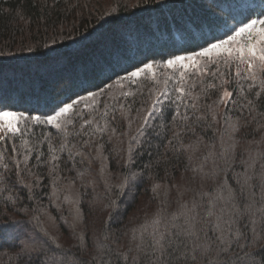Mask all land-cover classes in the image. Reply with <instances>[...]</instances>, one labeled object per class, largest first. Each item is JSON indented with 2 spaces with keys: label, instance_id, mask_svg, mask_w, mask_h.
I'll use <instances>...</instances> for the list:
<instances>
[{
  "label": "trees",
  "instance_id": "1",
  "mask_svg": "<svg viewBox=\"0 0 264 264\" xmlns=\"http://www.w3.org/2000/svg\"><path fill=\"white\" fill-rule=\"evenodd\" d=\"M177 2L0 0V97L21 109L27 107L24 101L37 94H45L57 103H73L74 108L60 120L68 141L95 137L91 150L95 158L91 162L85 159L72 172L61 162L60 179L51 172L53 152L49 150L47 124L23 120L22 134L11 141H0V264H30L32 256L39 251L47 253L49 248H55L61 264H104L109 251L126 254L134 235L139 237L145 228L152 231L153 222L176 206L177 196H190L200 183L194 180L191 168L195 164L189 162V153L176 151L174 134L181 125L179 118L172 122L174 102L167 104L163 112L157 111L158 120L151 117L142 127L143 117L153 106L149 90L155 83L141 82V77L134 83L127 81L126 94L114 98L110 91L117 94V86L123 81L112 82L106 93L96 97L85 94L87 98H82L70 91L79 69L90 63L108 64L120 57L127 67L141 60L152 62L148 58L155 55L152 70L159 71L163 67L161 55L170 58L172 53L192 54V50H200L203 35H223L227 30L215 27L209 33L205 27L203 32L190 29L189 35L185 26L188 19L198 18L195 10L188 17L180 8L163 7ZM224 2L206 0L210 7ZM246 2L244 6V0H235L239 6L233 13L236 20L229 18V9L221 12L213 7V11L228 27L238 28L245 16L256 18L255 13L264 4V0ZM168 38L171 43L167 44ZM177 40L179 44H175ZM52 47L58 51L51 52ZM214 65L218 68L213 72L208 69L209 73L187 75L193 84L184 88L182 100L197 104L196 110L187 111L206 115L209 121L213 116L222 121L226 118L228 127L235 124L233 137L238 154L264 151V144L252 142L264 134V92L255 89L262 85H255L259 81L251 79L243 83L234 70L222 69L228 65L225 55L216 58ZM187 77L172 78V85L163 92L177 95L175 89L186 83ZM224 81L233 92L228 106L215 103L222 95L220 85ZM180 110L185 111L183 104ZM101 142L106 160L94 150ZM188 142L186 138L184 144ZM51 145L58 148L59 142L53 139ZM130 146L132 163L128 161ZM24 155L29 157L27 166L23 164ZM60 155L63 161L66 154ZM20 244L23 253L12 250ZM240 247H244L243 242ZM257 250L249 246L242 259ZM255 260L259 264V257Z\"/></svg>",
  "mask_w": 264,
  "mask_h": 264
},
{
  "label": "snow or ice",
  "instance_id": "2",
  "mask_svg": "<svg viewBox=\"0 0 264 264\" xmlns=\"http://www.w3.org/2000/svg\"><path fill=\"white\" fill-rule=\"evenodd\" d=\"M163 7L180 8L188 17L195 10L198 18L188 19L185 26L189 35L190 29L203 32L206 27L209 33L215 27L227 29L223 35H203L200 50H192L191 55L172 53L170 58L161 55L162 66L178 72L181 80L192 64H195V57H211L213 53L218 56L226 55L238 64L246 63L249 69L264 64V18H261L264 17V5L255 13L256 18L247 15L240 20L242 26L238 28L228 27L227 22L213 11V7L221 12L229 9V18L236 20L237 17L233 13L239 10V6L235 0L214 3L211 7L206 0H188V3L178 0L175 4H166ZM106 23L111 24L112 21ZM153 26L155 27V24ZM234 44L236 47H233ZM50 51L56 52L58 49L52 47ZM148 59L152 62H129L130 66L127 67L120 57L113 58L108 64L90 63L79 69L78 75L71 82L70 91L82 98H87L85 94L96 97L101 92L106 93L114 81L134 83L142 73L152 72L157 57L153 55ZM208 71L204 69L205 73ZM236 75L240 76L241 73L237 71ZM226 83L227 81H224L220 85L223 92L215 103L228 106L232 103L233 92L224 87ZM175 92L177 95L172 96L165 91L156 98L152 109L143 117L142 127H146L151 117L156 116L158 120L157 111L163 112L167 104L174 102L176 107L172 122L176 123V118H179L181 125L179 131L174 134L178 145L176 151L183 149L189 153V162L195 164L191 168L195 174L194 180H199L200 183L191 190L190 196L188 193L179 194L176 206L153 222L152 231L149 232L145 228L139 237L134 235L126 254L109 251L104 258V264H257L255 257H259V264H264V246H261L264 245V151H257L255 155L251 152L238 154L237 142L233 137V133L237 131L235 124L228 127L226 118L222 121L213 116L209 121L206 115H196L195 111L189 114L187 110H196L197 104L182 100L185 95L183 87L176 88ZM24 103L27 107L21 109L0 97V133H3L0 135V141H11L22 134V120L31 119L37 125L47 124L50 132L49 150L53 152L49 163L56 179L61 178V162L72 172L76 171V165L83 164L85 159L91 162L95 158L91 151L95 137L72 143L68 141V134L59 120V117L74 108L73 103H57L45 94L34 95ZM261 103H264V100ZM181 104L184 112L180 110ZM86 124L90 126V122ZM97 131L103 133L104 130ZM186 138L189 142L185 145ZM53 139L59 142L58 148H52ZM252 142L264 144V134L259 141L254 139ZM168 143L171 145L173 141ZM103 148L104 144L101 142L94 150L97 156L106 160ZM201 148L204 149L203 152L200 151ZM85 149L89 151L85 152ZM132 151L130 146L129 163L133 162ZM15 152L16 148L13 146V154ZM60 154H66L63 161ZM37 159L40 157L37 156ZM28 160V155H24L25 166ZM16 166L20 168L19 163ZM156 187L159 188V185ZM241 242L244 244L242 249ZM251 245L258 250L249 254L246 260L242 259ZM12 250L23 253L24 246L20 244ZM55 252V248H49L47 253L39 251L30 258V264H61Z\"/></svg>",
  "mask_w": 264,
  "mask_h": 264
},
{
  "label": "rangeland",
  "instance_id": "3",
  "mask_svg": "<svg viewBox=\"0 0 264 264\" xmlns=\"http://www.w3.org/2000/svg\"><path fill=\"white\" fill-rule=\"evenodd\" d=\"M247 3L248 2H246V0H244V3H243L244 6ZM245 39H246V37H245ZM166 41H167L166 42L167 44L171 43V42H169L170 41L169 38ZM175 44H179V41L178 40L175 41ZM233 47H236V45L234 44ZM218 57L220 59V56H218L216 53H213L211 55V57H195L194 58L195 64H192V66L187 70V72L185 74V78L190 73H194V72H195V74L199 73V72L205 73L204 69H210L213 72L215 67L218 68V66L214 65V62H215L216 58H218ZM189 63H191V62H189ZM197 66H199L198 71H197ZM221 68L222 69L231 68L232 70H234L235 73H237V71H239L241 73V75L238 77H239V80L242 81L243 83H246L249 79H251L252 81H259L255 85H259V86L262 85L261 87H259V88H255V86H251V87H254L260 93L264 92V84H263L264 81H262L264 79V64H261L260 67L254 66L252 69H249L246 63L245 64H238L236 61L232 60V58L228 57V65H223ZM207 73H209V72H207ZM178 75H179L178 72H174L173 70H169V69H166L164 67L160 68L159 71L152 70V72H145V73L141 74V78H143L141 80V82L146 81L149 83L150 82L155 83L154 85H152L150 87L151 91L149 90L150 100L152 103H154V100L157 98V96L159 97V95H161V93H163L165 88L169 87V85H172L170 83V80L172 78H176ZM126 83H127V81H123V82L119 83L121 85L117 86L118 87V89L116 91L117 94H115L113 91H110L111 97L114 98L115 96L120 97V96H123V94L125 95L126 92H123V91L127 90V88L124 87V85ZM192 84H193V82H191V80H189V78L187 77L186 83L180 85L179 87L188 88ZM227 86H228V82H227L225 87H227ZM118 94L120 96H118ZM64 116H65V114L63 116L59 117V120H63ZM240 124H241L240 122L236 123V125H240ZM0 135H3V133H0Z\"/></svg>",
  "mask_w": 264,
  "mask_h": 264
}]
</instances>
